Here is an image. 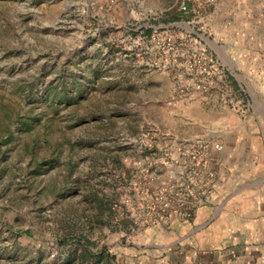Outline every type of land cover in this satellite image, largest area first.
I'll use <instances>...</instances> for the list:
<instances>
[{
	"label": "rangeland",
	"instance_id": "374dc122",
	"mask_svg": "<svg viewBox=\"0 0 264 264\" xmlns=\"http://www.w3.org/2000/svg\"><path fill=\"white\" fill-rule=\"evenodd\" d=\"M180 208L185 258L264 264V0H0V264H123Z\"/></svg>",
	"mask_w": 264,
	"mask_h": 264
},
{
	"label": "crops",
	"instance_id": "0c3cea01",
	"mask_svg": "<svg viewBox=\"0 0 264 264\" xmlns=\"http://www.w3.org/2000/svg\"><path fill=\"white\" fill-rule=\"evenodd\" d=\"M206 210L207 208L198 209L192 221L187 223L164 224L159 221L151 222L148 225L149 227L133 236V243L129 248L132 252L129 251L128 255L126 254L123 264H201L198 252L197 255L193 252L196 256L191 255L188 259L184 257L181 247H175L178 241L185 239V237H180L177 240L174 237L189 229L190 232L200 230L201 226L205 224L201 222L200 218L207 215L205 214ZM198 243H195V248L199 249ZM179 245L181 246V244ZM207 264H210V262H207Z\"/></svg>",
	"mask_w": 264,
	"mask_h": 264
},
{
	"label": "built area",
	"instance_id": "2783aa9c",
	"mask_svg": "<svg viewBox=\"0 0 264 264\" xmlns=\"http://www.w3.org/2000/svg\"><path fill=\"white\" fill-rule=\"evenodd\" d=\"M186 9H187L186 3L181 2L180 10L185 12ZM141 40L152 44L156 50L164 54L166 56L164 60L165 62L169 63V61H171L174 64L178 65V59H177V53H176L177 51L176 40H175V36L172 33H169L166 31L159 32V33H152L148 37L143 36ZM200 62H201V58L198 56H195L193 57V59L183 62L182 67L185 70L191 72V71H194L195 68L199 66ZM180 93L181 95H184L183 90H180ZM212 148L215 151H220L222 149V146L220 144H213ZM204 150H205V147H199L198 150H196V152L198 154ZM194 159H197V157H195ZM157 203L160 207L161 212L163 213V217H162V214H160L161 218L163 219V221L168 222L171 219V216H169L165 212L168 208L167 203L165 202L162 196H159L157 198ZM192 215L193 214H191L190 212L183 211L181 208L180 210L176 211L177 219L181 222H186V221L191 220Z\"/></svg>",
	"mask_w": 264,
	"mask_h": 264
}]
</instances>
